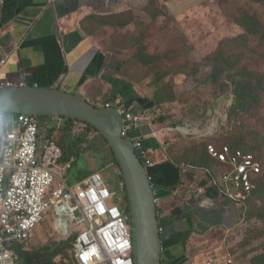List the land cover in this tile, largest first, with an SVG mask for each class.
Returning a JSON list of instances; mask_svg holds the SVG:
<instances>
[{
	"label": "rangeland",
	"instance_id": "rangeland-1",
	"mask_svg": "<svg viewBox=\"0 0 264 264\" xmlns=\"http://www.w3.org/2000/svg\"><path fill=\"white\" fill-rule=\"evenodd\" d=\"M120 2V13L102 18L105 26L90 34L125 59L120 76L156 103L141 113L149 122L162 125L164 145L172 157L193 163L206 146L231 145L244 133L250 139L252 132L260 133L258 143L248 146L261 161L263 177L255 184L260 192L246 202V207L243 205V225L229 238L231 257L238 264H253V258L264 254V0ZM246 14L258 20V33L249 34L239 25ZM244 70L261 89L255 102L235 112L233 91ZM50 123L55 127L52 138L58 141L65 121H45L42 134ZM86 133L84 124L74 125L73 137ZM78 147V162L65 173L69 184L100 173L118 193L116 203L125 213L122 172L104 140L92 130ZM72 159L77 161L76 156ZM48 214L27 244L28 252L52 250L72 241L58 239L54 219ZM62 248L55 262L76 264L72 245Z\"/></svg>",
	"mask_w": 264,
	"mask_h": 264
},
{
	"label": "crops",
	"instance_id": "crops-1",
	"mask_svg": "<svg viewBox=\"0 0 264 264\" xmlns=\"http://www.w3.org/2000/svg\"><path fill=\"white\" fill-rule=\"evenodd\" d=\"M120 6V0H0V89H59L98 107L133 105L137 114L154 108L120 76L125 59L90 34ZM141 116L129 137L155 151L148 174L159 200L163 264H238L229 238L243 225L246 204L231 203L210 184L217 162L204 167L175 159L162 125Z\"/></svg>",
	"mask_w": 264,
	"mask_h": 264
},
{
	"label": "built area",
	"instance_id": "built-area-1",
	"mask_svg": "<svg viewBox=\"0 0 264 264\" xmlns=\"http://www.w3.org/2000/svg\"><path fill=\"white\" fill-rule=\"evenodd\" d=\"M123 137L142 124L143 117L119 108ZM9 120L0 114V264H18L15 246H25L49 215L59 240L75 238L77 264H136L133 224L116 203L112 190L100 173L73 185L66 172L74 160L63 162L56 143L41 145L37 117L27 114ZM136 154L146 169L155 165V151L142 140L132 139ZM208 154L218 164L209 172L210 184L231 203L243 206L256 189L260 162L252 153L211 144ZM124 184H122V188ZM158 205L159 200H156Z\"/></svg>",
	"mask_w": 264,
	"mask_h": 264
},
{
	"label": "water",
	"instance_id": "water-1",
	"mask_svg": "<svg viewBox=\"0 0 264 264\" xmlns=\"http://www.w3.org/2000/svg\"><path fill=\"white\" fill-rule=\"evenodd\" d=\"M0 114L74 119L94 127L106 139L121 168L133 223L136 264H163L157 196L148 169L136 154L132 139L122 136L123 116L117 106L98 107L83 95L59 89H0Z\"/></svg>",
	"mask_w": 264,
	"mask_h": 264
},
{
	"label": "trees",
	"instance_id": "trees-1",
	"mask_svg": "<svg viewBox=\"0 0 264 264\" xmlns=\"http://www.w3.org/2000/svg\"><path fill=\"white\" fill-rule=\"evenodd\" d=\"M239 25L242 26V28H244L245 31L249 34H254V32L258 33V31L260 29L259 28L260 24H259L258 20L254 16H251L250 14H246V17L244 19H242L241 22H239ZM251 26H254V28H252ZM242 70H243V67H242ZM247 73H248V70H244L241 73V76L242 75L243 76L240 78V80L238 82H235V87H234V91H233L235 93V103H234V107H233V110L235 112L248 107L247 106L248 103L255 102L257 100V98H256L257 92L261 89L259 84H253L252 80L250 78H247L248 77ZM214 76L216 77V74H214ZM232 81H234L233 78H232ZM125 106H126L127 110H129L133 113L136 112L134 110H130L133 105H127L126 104ZM4 116L7 119H9L8 114H4ZM52 119H53L52 117H38L39 127H40L41 145H44L47 141H50V142H53V143H56L57 145H59L62 148L63 153H64L63 162L70 161L73 156H76L77 161L73 163L71 170L74 169L75 165L78 162L80 154H81L78 146L80 144H82L83 142H85L87 133L89 131H92V130L95 131L96 133H98V135L104 140V142L108 146L109 150L111 151L114 163L120 168L119 163L115 158L114 152L112 151V149L108 145V142L98 132V130H96L94 127L90 126L87 123L78 121V120L60 118V119H63L65 121V124L62 128V131H63L62 134L63 135H62L61 139H59L58 141H55L52 138L53 132L55 131V127L51 123L47 126V130H46L45 134H42V132H41V128H42V125L44 124V122L47 120L50 121ZM76 123L84 124L86 126L87 133L81 134L78 137H73L72 136V130H73L74 125ZM251 134L253 135V138H251V139L248 138L246 136L248 134L244 133V135L241 136L242 138L235 139L233 142L230 143L231 145H229V146L232 149H241L245 152L254 154L256 159L261 163L257 154L255 152L248 150V146L251 145V143H253V144L258 143V138L260 136V133L257 132V134H256V132H252ZM223 146L224 145H220V146H218V148H221ZM207 147L208 146H206L205 152L201 153L197 157V161L193 162L192 164L205 167L210 162H212V159L208 154ZM0 148H1V142H0ZM120 170H121V168H120ZM85 176L83 178H85ZM262 177H263V172L253 179L254 183L258 184V182L260 181V179ZM121 179L123 181L122 175H121ZM122 191L125 194L124 195V203H123L125 214L130 217V222L132 223V217L130 215L129 199L127 196L125 186L122 188ZM259 192H260V190L256 189L253 192L252 197H254V195L256 193H259ZM74 239L75 238L73 237L72 241L66 242V244L59 245L55 249H52V250L43 249V250H35L33 252H28L27 249H25V246H15L16 252L18 253L17 262H18V264H57V262H55V259L57 256L61 255V253L63 251V248H62L63 245H67L70 247L72 245V254H73ZM73 257H74V254H73ZM74 261L76 262L75 258H74ZM252 263L253 264H264V254H261L260 256L253 258ZM76 264H77V262H76Z\"/></svg>",
	"mask_w": 264,
	"mask_h": 264
},
{
	"label": "clouds",
	"instance_id": "clouds-1",
	"mask_svg": "<svg viewBox=\"0 0 264 264\" xmlns=\"http://www.w3.org/2000/svg\"><path fill=\"white\" fill-rule=\"evenodd\" d=\"M36 234V233H35Z\"/></svg>",
	"mask_w": 264,
	"mask_h": 264
}]
</instances>
